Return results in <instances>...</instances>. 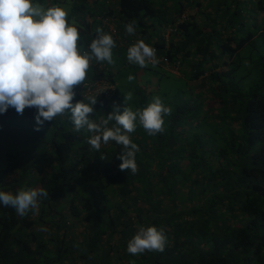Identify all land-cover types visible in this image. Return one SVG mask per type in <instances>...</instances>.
<instances>
[{
	"label": "trees",
	"instance_id": "16d2710c",
	"mask_svg": "<svg viewBox=\"0 0 264 264\" xmlns=\"http://www.w3.org/2000/svg\"><path fill=\"white\" fill-rule=\"evenodd\" d=\"M78 2L81 52L112 23L117 49L143 40L157 50L152 73L182 89L159 94L137 81L123 52L113 64L93 60L74 87L73 103L86 104L95 96H83L86 83L107 88L93 105L97 123L116 105L135 112L157 96L172 108L164 133L149 136L138 121L126 133L139 148L136 174L119 170L121 145L92 149L70 113L42 126L34 108L0 114V192L48 193L25 216L0 204V264H264V0H173L169 14L148 0ZM141 227L164 230L163 252H127Z\"/></svg>",
	"mask_w": 264,
	"mask_h": 264
},
{
	"label": "clouds",
	"instance_id": "9594fccd",
	"mask_svg": "<svg viewBox=\"0 0 264 264\" xmlns=\"http://www.w3.org/2000/svg\"><path fill=\"white\" fill-rule=\"evenodd\" d=\"M128 35L135 34V22L125 25ZM80 33L69 24L68 12L60 7L45 10L32 0H0V114L10 108L23 115L26 108L35 109V123L42 126L57 116L71 114L74 130L85 129L92 135L87 143L98 151L101 144L115 142L123 150L117 157L120 171L136 174L138 166L135 155L138 146L129 135L136 130L137 121L149 136L165 132V116L172 108L154 97L143 110L133 111L129 107H113L111 113L99 123L90 119L97 96L89 103L75 98L74 87L82 85L87 78L93 60L113 64L112 49L116 47L111 35L96 29V38L89 45L90 51L78 48ZM156 49L143 40L127 49V60L140 68L159 64ZM133 76L128 80L132 81ZM104 92V91H103ZM102 93V92H101ZM129 92L124 102L132 99ZM110 121H115L108 127ZM39 131V127L35 129ZM44 189L21 190L15 195L0 192V204L14 208L18 215L25 216L39 209V200L47 198ZM167 243L164 230L156 227H141L127 244V252L133 256L147 252H163Z\"/></svg>",
	"mask_w": 264,
	"mask_h": 264
},
{
	"label": "rangeland",
	"instance_id": "374dc122",
	"mask_svg": "<svg viewBox=\"0 0 264 264\" xmlns=\"http://www.w3.org/2000/svg\"><path fill=\"white\" fill-rule=\"evenodd\" d=\"M103 0H101L102 2ZM152 6L156 9V10H159L161 14H169L170 12V7L171 5L173 4V0H148ZM200 2H202L203 4H205V0H200ZM32 3L33 4H39L41 5L45 10H47L48 8L50 7H55V6H60L62 8H64L67 12H68V22L69 24L73 25V26H78V13H76V5L79 3L78 0H45V3L44 4H41L39 3L38 0H32ZM186 11V10H185ZM186 13V12H185ZM184 17V16H183ZM261 19V16H258V20ZM103 23H107V26H108V35H111V34H115L116 33V30L114 28V25L112 23H108L106 21H103ZM168 26H166V28H164V30L162 32L159 31V29L157 28L156 32H158V36L159 39H161V36H163L165 39L168 38L169 36V33H170V28H167ZM113 30L115 31V33L113 32ZM157 40V38H156ZM131 42H132V39H131ZM133 42H137V40H134ZM130 46H127L128 48L131 47L133 44H129ZM128 48H122L120 49H117L116 47L114 49H112V54H113V57H114V54L116 55V53H125V54H122V56L124 57V61L127 63L128 60H127V49ZM119 50L121 52H119ZM101 68V67H100ZM128 68H131V70L133 71H136L137 73V76H136V80L137 81H143L144 83L145 82V79H148L149 80V83L150 84H153L155 86V91L159 94L161 93H164V92H167L169 95H172V96H175L177 93L176 92H180V90L182 89L181 85V81L177 78H174V76H165V74L161 75L160 74H154L152 73V69L156 70L157 71H160L159 68H156V67H153L150 68V66L148 67H145V68H140L139 65H135V64H130L128 62ZM148 69V70H146ZM101 69H99L98 72H100ZM170 72L172 73H175L176 75L177 74V70L176 69H172L170 68L169 69ZM115 73V72H114ZM116 75L119 74V73H115ZM115 75V77H116ZM117 78V77H116ZM88 81V80H87ZM86 84H89L86 83ZM85 84V85H86ZM199 84V82H198ZM90 85V84H89ZM89 85H88V91L86 90V92L84 93L83 96H86L88 95L89 97L92 96V95H95L97 94V92L99 90H107V88L105 86H100L98 87L99 89L97 90H94V89H90L89 88ZM197 85V82L196 83H192V86H196Z\"/></svg>",
	"mask_w": 264,
	"mask_h": 264
},
{
	"label": "built area",
	"instance_id": "2783aa9c",
	"mask_svg": "<svg viewBox=\"0 0 264 264\" xmlns=\"http://www.w3.org/2000/svg\"><path fill=\"white\" fill-rule=\"evenodd\" d=\"M113 32L115 33V31H114V30H113ZM88 85H89V84H86L87 88H88ZM95 86H96V84H90V85H89V88H90V89H94V90H97V89H99L98 87H97V88H95ZM99 91H100V90H99ZM99 91L97 92V94H99ZM97 94H95V95H97Z\"/></svg>",
	"mask_w": 264,
	"mask_h": 264
},
{
	"label": "crops",
	"instance_id": "0c3cea01",
	"mask_svg": "<svg viewBox=\"0 0 264 264\" xmlns=\"http://www.w3.org/2000/svg\"><path fill=\"white\" fill-rule=\"evenodd\" d=\"M106 29H108V26H107V24H106ZM109 30V29H108Z\"/></svg>",
	"mask_w": 264,
	"mask_h": 264
}]
</instances>
